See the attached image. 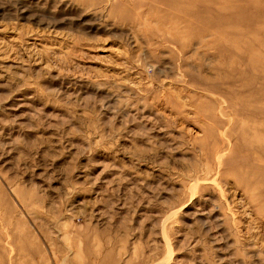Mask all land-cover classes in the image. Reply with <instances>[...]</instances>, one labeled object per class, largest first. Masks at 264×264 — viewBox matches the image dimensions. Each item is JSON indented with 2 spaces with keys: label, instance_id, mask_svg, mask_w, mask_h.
Masks as SVG:
<instances>
[{
  "label": "rangeland",
  "instance_id": "1",
  "mask_svg": "<svg viewBox=\"0 0 264 264\" xmlns=\"http://www.w3.org/2000/svg\"><path fill=\"white\" fill-rule=\"evenodd\" d=\"M0 264H264V0H0Z\"/></svg>",
  "mask_w": 264,
  "mask_h": 264
}]
</instances>
